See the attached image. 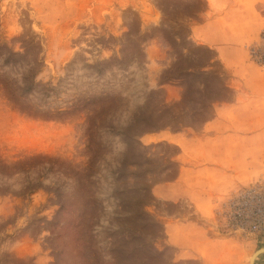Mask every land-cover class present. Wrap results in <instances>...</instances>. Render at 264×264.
<instances>
[{
	"label": "rangeland",
	"instance_id": "1",
	"mask_svg": "<svg viewBox=\"0 0 264 264\" xmlns=\"http://www.w3.org/2000/svg\"><path fill=\"white\" fill-rule=\"evenodd\" d=\"M217 1L220 12L229 0ZM233 2L264 12V0ZM206 7L0 0V264H202L175 259L162 210L177 207L152 193L196 146L237 176L211 221L250 264L264 216L244 212L241 225L229 205L251 186L264 197V67L249 58L244 84L189 38ZM234 102L219 114L245 121L205 128Z\"/></svg>",
	"mask_w": 264,
	"mask_h": 264
},
{
	"label": "crops",
	"instance_id": "2",
	"mask_svg": "<svg viewBox=\"0 0 264 264\" xmlns=\"http://www.w3.org/2000/svg\"><path fill=\"white\" fill-rule=\"evenodd\" d=\"M205 1L207 7L200 13V17L191 18L188 23L189 38L212 50L214 58L223 69L234 79L247 84L252 64L247 46L258 39L264 26V12L247 3L237 4L233 0L226 2L227 5L219 12L215 8L217 0ZM235 103L217 105L214 118L206 123L205 128L214 122L245 121L237 114H219L220 111L227 112L226 109L235 106ZM237 135L240 137L239 132ZM172 137L177 139L183 136L173 134ZM183 152L185 148L181 151L179 159L182 162L177 176L152 187V193L158 200L177 207L172 211L162 210L165 218L163 228L167 242L174 246L175 259L197 258L202 264H238V240L221 234L211 221L217 198L237 183V176L222 168L221 162L216 159L215 148H192L189 162L184 161L187 157ZM207 154L211 160H207Z\"/></svg>",
	"mask_w": 264,
	"mask_h": 264
},
{
	"label": "built area",
	"instance_id": "3",
	"mask_svg": "<svg viewBox=\"0 0 264 264\" xmlns=\"http://www.w3.org/2000/svg\"><path fill=\"white\" fill-rule=\"evenodd\" d=\"M248 55L249 58L254 61L257 65L264 67V27L260 31L258 40L255 41L253 44L249 45L247 47ZM238 200H236L235 203L234 201H231L229 207L232 208V217L234 219H239L238 223H242V213H260V216H264L263 210L260 208V204L256 205L260 201H264V197H262L260 194H258L255 190V186L249 187L246 191L242 192L237 196ZM262 198V200H261ZM235 200V199H234ZM248 202L247 205L249 206V210H244L241 204ZM260 225V222H252L251 227L256 228L257 226Z\"/></svg>",
	"mask_w": 264,
	"mask_h": 264
},
{
	"label": "water",
	"instance_id": "4",
	"mask_svg": "<svg viewBox=\"0 0 264 264\" xmlns=\"http://www.w3.org/2000/svg\"><path fill=\"white\" fill-rule=\"evenodd\" d=\"M264 252V246L256 249L251 256H254L250 260V264H253V258H255V255Z\"/></svg>",
	"mask_w": 264,
	"mask_h": 264
},
{
	"label": "bare ground",
	"instance_id": "5",
	"mask_svg": "<svg viewBox=\"0 0 264 264\" xmlns=\"http://www.w3.org/2000/svg\"><path fill=\"white\" fill-rule=\"evenodd\" d=\"M252 257H254V256H250V257H249V261L251 260Z\"/></svg>",
	"mask_w": 264,
	"mask_h": 264
}]
</instances>
